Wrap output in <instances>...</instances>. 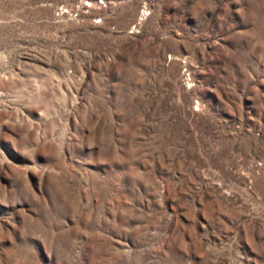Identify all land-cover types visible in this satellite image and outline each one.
Here are the masks:
<instances>
[{"label": "rangeland", "instance_id": "obj_1", "mask_svg": "<svg viewBox=\"0 0 264 264\" xmlns=\"http://www.w3.org/2000/svg\"><path fill=\"white\" fill-rule=\"evenodd\" d=\"M0 264H264V0H0Z\"/></svg>", "mask_w": 264, "mask_h": 264}]
</instances>
